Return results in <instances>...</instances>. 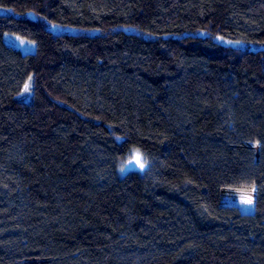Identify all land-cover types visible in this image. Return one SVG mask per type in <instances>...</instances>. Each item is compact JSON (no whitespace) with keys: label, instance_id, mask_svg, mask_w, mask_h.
<instances>
[{"label":"trees","instance_id":"16d2710c","mask_svg":"<svg viewBox=\"0 0 264 264\" xmlns=\"http://www.w3.org/2000/svg\"><path fill=\"white\" fill-rule=\"evenodd\" d=\"M0 264H264V0H0Z\"/></svg>","mask_w":264,"mask_h":264},{"label":"rangeland","instance_id":"374dc122","mask_svg":"<svg viewBox=\"0 0 264 264\" xmlns=\"http://www.w3.org/2000/svg\"><path fill=\"white\" fill-rule=\"evenodd\" d=\"M62 30H64V31H74L75 32L77 29L74 28V27L65 26V27H62ZM4 38H5V40L8 43L14 45L15 47L20 48L24 52H33L35 50V42L34 41L28 40V39H26V38H24V37H22V36H20L18 34L11 33V32H5L4 33ZM26 84L29 86L28 82ZM28 91H29V88H28ZM27 92H25V87H24V90H23L22 93H27ZM22 93L18 94V96L21 97V98L23 97ZM28 94H29V92L26 95H28ZM135 151L136 150H132L130 152V154H129L128 158H127L125 166H127V167L133 166V167H138L139 168V166L137 164H135V162L132 159L133 153ZM141 157H142V155H141ZM142 160L144 162L143 157H142ZM144 165H145V162H144Z\"/></svg>","mask_w":264,"mask_h":264},{"label":"snow or ice","instance_id":"6c2138e0","mask_svg":"<svg viewBox=\"0 0 264 264\" xmlns=\"http://www.w3.org/2000/svg\"><path fill=\"white\" fill-rule=\"evenodd\" d=\"M217 39H222L221 37H217ZM231 43V42H229ZM239 43V42H236ZM29 86L26 84L25 85V92L28 91ZM133 161L135 162V164H137L139 166L140 169L144 168V162L142 160L141 154L139 152V150H136L133 153V157H132ZM121 171H124V168H121ZM255 191V188H252V192ZM242 203L246 204V205H252L253 204V197L251 194L247 195L246 197L242 198Z\"/></svg>","mask_w":264,"mask_h":264}]
</instances>
